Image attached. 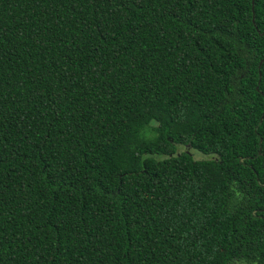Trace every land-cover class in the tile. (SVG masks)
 <instances>
[{
    "label": "trees",
    "instance_id": "1",
    "mask_svg": "<svg viewBox=\"0 0 264 264\" xmlns=\"http://www.w3.org/2000/svg\"><path fill=\"white\" fill-rule=\"evenodd\" d=\"M261 209L264 0H0V264H264Z\"/></svg>",
    "mask_w": 264,
    "mask_h": 264
},
{
    "label": "flooded vegetation",
    "instance_id": "2",
    "mask_svg": "<svg viewBox=\"0 0 264 264\" xmlns=\"http://www.w3.org/2000/svg\"><path fill=\"white\" fill-rule=\"evenodd\" d=\"M261 210H264V209H261ZM232 264H259V261L256 259H253L251 261V260H245L244 258H239L235 262H232Z\"/></svg>",
    "mask_w": 264,
    "mask_h": 264
},
{
    "label": "rangeland",
    "instance_id": "3",
    "mask_svg": "<svg viewBox=\"0 0 264 264\" xmlns=\"http://www.w3.org/2000/svg\"><path fill=\"white\" fill-rule=\"evenodd\" d=\"M192 153H193L194 157L197 156L196 158H203L202 156L204 155L203 153H201L199 151H195V150H193Z\"/></svg>",
    "mask_w": 264,
    "mask_h": 264
},
{
    "label": "water",
    "instance_id": "4",
    "mask_svg": "<svg viewBox=\"0 0 264 264\" xmlns=\"http://www.w3.org/2000/svg\"><path fill=\"white\" fill-rule=\"evenodd\" d=\"M252 4H253V2H252Z\"/></svg>",
    "mask_w": 264,
    "mask_h": 264
}]
</instances>
